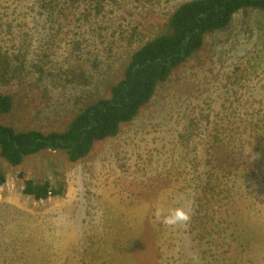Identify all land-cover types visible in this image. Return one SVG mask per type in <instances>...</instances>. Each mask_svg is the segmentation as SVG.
Here are the masks:
<instances>
[{"label": "rangeland", "instance_id": "obj_1", "mask_svg": "<svg viewBox=\"0 0 264 264\" xmlns=\"http://www.w3.org/2000/svg\"><path fill=\"white\" fill-rule=\"evenodd\" d=\"M185 1L0 0V94L15 96L2 121L65 129ZM0 169V264H264V10L208 34L85 158ZM29 178L60 193L37 200ZM169 205L188 219L163 223Z\"/></svg>", "mask_w": 264, "mask_h": 264}, {"label": "trees", "instance_id": "obj_2", "mask_svg": "<svg viewBox=\"0 0 264 264\" xmlns=\"http://www.w3.org/2000/svg\"><path fill=\"white\" fill-rule=\"evenodd\" d=\"M72 4L102 0H68ZM246 9L264 10V0H188L169 19V30L148 40L131 55L123 76L111 83L109 96L87 104L65 129L43 131L19 128L2 120L15 108V96L0 94V157L12 166L42 151H63L71 162L85 158L98 142L119 134L121 127L136 118L147 106L160 84L188 61L206 36L228 27L237 13ZM6 174L0 169V185ZM24 193L37 200L57 195L50 180L26 179Z\"/></svg>", "mask_w": 264, "mask_h": 264}, {"label": "clouds", "instance_id": "obj_3", "mask_svg": "<svg viewBox=\"0 0 264 264\" xmlns=\"http://www.w3.org/2000/svg\"><path fill=\"white\" fill-rule=\"evenodd\" d=\"M159 215V214H158ZM188 216L182 208H173L169 209V212L166 216L163 217V223L174 225L179 222L186 221Z\"/></svg>", "mask_w": 264, "mask_h": 264}, {"label": "crops", "instance_id": "obj_4", "mask_svg": "<svg viewBox=\"0 0 264 264\" xmlns=\"http://www.w3.org/2000/svg\"><path fill=\"white\" fill-rule=\"evenodd\" d=\"M160 207L162 208V205H159V206L157 207V210H158V208H160ZM170 208H171V207H170V205H169L168 209H170ZM159 211H160V210H159ZM163 211L166 212L167 210L163 209ZM144 220H145V219H144ZM145 227H146V226H145ZM139 233H140V235H141V238L144 240V239H145V236H144V235L146 234V233H144V227L140 230ZM228 255H229V254H228ZM163 264H170V263H163Z\"/></svg>", "mask_w": 264, "mask_h": 264}, {"label": "bare ground", "instance_id": "obj_5", "mask_svg": "<svg viewBox=\"0 0 264 264\" xmlns=\"http://www.w3.org/2000/svg\"><path fill=\"white\" fill-rule=\"evenodd\" d=\"M111 199V198H110Z\"/></svg>", "mask_w": 264, "mask_h": 264}]
</instances>
